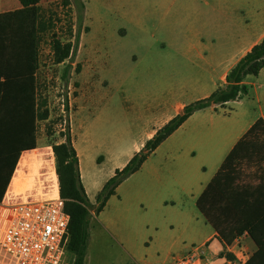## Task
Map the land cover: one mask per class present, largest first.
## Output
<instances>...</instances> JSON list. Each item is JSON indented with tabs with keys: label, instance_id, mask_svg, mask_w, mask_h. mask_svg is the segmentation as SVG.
I'll return each mask as SVG.
<instances>
[{
	"label": "rangeland",
	"instance_id": "374dc122",
	"mask_svg": "<svg viewBox=\"0 0 264 264\" xmlns=\"http://www.w3.org/2000/svg\"><path fill=\"white\" fill-rule=\"evenodd\" d=\"M82 1L79 44L72 69L63 78L67 62L53 61L50 40L55 35L62 42L73 41L75 9L62 0H40L42 15L53 21L40 38L36 73L37 97L45 103L48 118L37 123L38 145L30 153L34 159L25 169L23 164L17 166L9 193L33 189L40 159H52L56 166L52 145L63 142L66 121L74 132L84 182L91 192L126 161L140 137L136 121L146 118L144 110L126 112L121 92L149 93L169 83L194 86L207 80L208 74L195 67L206 64L191 50V43L199 35L206 42L212 23L221 25L218 11L223 0H167L168 14L151 16L142 13V0L139 4L134 0ZM66 100L68 112L63 108ZM194 127L193 119L185 121L119 185L122 196L135 188L152 189L157 186L153 180L160 181L163 193L157 207L144 202L127 206L113 199L100 217L99 213L90 215L85 264H171L172 257L184 254L191 245L196 247L210 234L212 228L195 203L211 167L195 144ZM241 171V184L257 183L258 166L242 164ZM215 247L211 241L209 250ZM241 252L245 258L250 255V250ZM72 259V253L66 252V262Z\"/></svg>",
	"mask_w": 264,
	"mask_h": 264
},
{
	"label": "trees",
	"instance_id": "16d2710c",
	"mask_svg": "<svg viewBox=\"0 0 264 264\" xmlns=\"http://www.w3.org/2000/svg\"><path fill=\"white\" fill-rule=\"evenodd\" d=\"M40 0H19V8L0 13V201L11 181L22 152L36 148L37 123L48 118L44 102L37 97L36 73L39 45L43 33L53 27L51 16L42 15ZM76 13L73 41L51 36L50 49L56 64L67 62L63 78L72 69L79 44L85 5L82 0H62ZM264 67V38L254 45L225 77V84L208 97L183 107L182 111L147 140L102 186L92 205L80 181L78 157L66 121L63 142L52 145L59 196L69 215L67 251L72 264H84L89 238L90 215L98 214L116 187L138 171L148 156L194 112L222 106L248 92L247 76H257ZM79 71V65L76 66ZM64 111L68 112L67 100ZM259 168L258 184H241V165ZM264 120L257 119L223 160L217 172L196 200V208L220 242L230 246L246 235L256 247L244 264H264Z\"/></svg>",
	"mask_w": 264,
	"mask_h": 264
},
{
	"label": "crops",
	"instance_id": "0c3cea01",
	"mask_svg": "<svg viewBox=\"0 0 264 264\" xmlns=\"http://www.w3.org/2000/svg\"><path fill=\"white\" fill-rule=\"evenodd\" d=\"M17 3L18 0H0V13L19 8L17 7ZM134 3L139 4L140 0H134ZM167 4V0H142L141 11L145 16L155 14L166 15L170 10ZM220 8L222 11H218V14L222 16L221 25L212 23L208 30L206 42L199 35L196 42L191 43V50L196 53V57L202 63L206 64V66H203L202 64L196 63L195 67L208 74L207 80L197 82L194 86L191 84H183L182 82L169 83L167 87L149 93H138L134 91L124 95L121 92L123 96L121 100L124 101L123 106L126 112L133 114L144 110L146 118L136 121L139 123L140 137L133 144L131 154H129L126 161L121 167L116 169H121L143 147L144 143L152 138L156 131L171 118L180 113L184 106L196 100L206 98L214 90L224 86L225 77L236 62L264 38V0H223ZM148 73L144 76L145 78L149 77ZM244 83L249 88L247 94L240 99L227 102L216 108L208 107L196 111L185 120H194L195 127L193 133L195 134L194 137H196L195 144L202 150L203 159L211 167V171L205 179V185L201 193L217 172L228 153L244 136L251 125L259 118L264 120V67L257 76H247ZM70 132L72 144L78 157L80 181L89 202L93 204L95 203L97 193L104 183L113 176L116 169L101 184L92 189L91 192H88V188L84 182L85 174L82 169V159H80L76 148L73 138L74 132L71 126ZM37 145L38 139L36 135ZM33 150L21 153L18 166L23 164V168H27L30 160L34 159L30 156ZM191 155H195V151H192ZM153 181L157 183V186L152 187V189L140 190L135 188L122 194V196L119 195L118 191L120 183L116 187L114 195L110 196L106 201L103 209L113 199L127 206L136 204L143 206L144 202L150 207H157L161 203L160 197L163 189L161 188L160 181ZM257 184L258 181L255 185ZM103 209L99 212L98 217L103 213ZM211 241H214L216 245L213 250H209L211 248ZM238 245L240 247L239 250L236 249ZM190 247L185 250L184 254L188 252ZM196 247L202 249L207 264H244L256 250V247L246 235H242L232 245L226 246L220 242L213 229H211L210 234L201 240ZM241 250H250V255L245 258ZM85 260L86 256L84 258V264Z\"/></svg>",
	"mask_w": 264,
	"mask_h": 264
},
{
	"label": "built area",
	"instance_id": "2783aa9c",
	"mask_svg": "<svg viewBox=\"0 0 264 264\" xmlns=\"http://www.w3.org/2000/svg\"><path fill=\"white\" fill-rule=\"evenodd\" d=\"M40 161L33 189L9 193L12 175L0 201V264H72L65 260L69 215L59 196L55 167L52 159ZM171 264L207 263L202 249L193 246L172 257Z\"/></svg>",
	"mask_w": 264,
	"mask_h": 264
}]
</instances>
